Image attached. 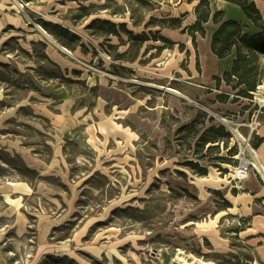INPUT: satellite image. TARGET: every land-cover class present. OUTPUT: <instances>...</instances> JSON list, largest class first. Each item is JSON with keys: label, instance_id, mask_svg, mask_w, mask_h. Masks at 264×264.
<instances>
[{"label": "rangeland", "instance_id": "rangeland-1", "mask_svg": "<svg viewBox=\"0 0 264 264\" xmlns=\"http://www.w3.org/2000/svg\"><path fill=\"white\" fill-rule=\"evenodd\" d=\"M24 1L0 0V264H262L237 236L219 252L199 230L252 158L259 106L192 92L198 34L196 51L182 28L156 40L196 0ZM210 126L229 136L198 144ZM14 182L31 188L17 203Z\"/></svg>", "mask_w": 264, "mask_h": 264}, {"label": "crops", "instance_id": "crops-1", "mask_svg": "<svg viewBox=\"0 0 264 264\" xmlns=\"http://www.w3.org/2000/svg\"><path fill=\"white\" fill-rule=\"evenodd\" d=\"M209 1L212 10L211 19L204 24L206 30L205 36L198 34V51L195 50V55L199 54L198 57L201 65V72L199 70H196L197 72H195L191 68V78L192 83L194 84L191 90L197 95H208L210 99L214 101L216 100V107L220 109L237 111V108H234L231 105V102L225 104L217 100L218 93L216 89L218 88L214 77L222 76L225 71L231 70L233 61L236 57V51L234 49L228 57L223 59L218 58L213 53L211 49L212 37L219 27V24L213 21V15L217 11H223L225 20L233 19L238 21L243 27L244 32L250 34L258 33L260 29L246 16L240 6L226 0ZM255 1L264 17V0ZM197 4L198 0L194 2L192 1L187 9V13H190V26L193 25L197 19L195 14ZM171 30L174 29H167L164 36L171 38L169 36L170 32H172ZM189 36V38L185 39V42H188L189 39L192 38L191 35ZM188 49L192 52L190 46H188ZM206 89L214 90V92L206 94ZM220 89L222 92L230 94L231 97L235 94L232 87L225 82H222ZM3 96L4 93L0 90V101ZM254 98L257 105H259L260 102H264V80L258 87L257 92H255ZM245 103L247 104V102ZM245 103H243V105ZM250 115L251 113H249L248 116L250 117ZM252 115L258 118L261 122V125L257 130V135L259 136L258 138L263 139V141L258 147H255V150L257 160L264 165V107L261 109L258 107L252 112ZM232 171L230 172V177H233ZM24 183L25 182H22L18 185L12 183V186H14L13 192L15 194H21L19 198L13 199L10 193H6L5 196L9 195L10 199L17 203L22 195L29 194V190H31L29 185L25 183L28 185V189ZM220 184L222 186L221 190H217V196H220V207L217 208V212H215L216 207L214 205V198L216 195L212 196L214 198H211L210 209L214 211V218L202 223L199 230L202 228L201 233L210 240L215 250L219 252H227L231 250V238L234 235L237 236L241 241L247 243V246L252 251L256 260L264 264V181L261 179L259 173L253 169L248 176L241 181V188H237L235 185L224 186L222 182ZM219 224H222V227L227 225L230 227L231 225L239 226L241 224V229L237 230L236 227H232L230 229L231 231L227 232L230 236H224ZM4 258V253L0 250V261Z\"/></svg>", "mask_w": 264, "mask_h": 264}, {"label": "trees", "instance_id": "trees-1", "mask_svg": "<svg viewBox=\"0 0 264 264\" xmlns=\"http://www.w3.org/2000/svg\"><path fill=\"white\" fill-rule=\"evenodd\" d=\"M226 1L240 6L246 16L260 29L258 33L250 34L244 32L243 27L238 21L233 19L225 20L223 11H217L213 15V21L219 24V27L212 37L211 49L213 53L218 58L223 59L228 57L234 49L236 51V57L233 61L231 70L225 71L222 76H215L214 79L216 80L218 89H220L222 82L231 86L232 89L236 91V95L232 98V102H237L241 97L253 98L255 91H257L264 80V65L262 63L264 60V17L255 0ZM195 14L197 19L191 26L183 27L182 22L187 15L186 13L180 17L163 18L161 20L163 23L162 26L172 29L182 28L183 33H188L192 36L193 41H196L197 34L201 36H205L206 34L204 24L211 19L212 15L210 1L198 0ZM96 22L106 23L113 27L106 30L107 34L117 33L116 26L110 24L107 20L97 19L95 20V23ZM135 39L144 42L149 38L144 35H135ZM156 40H163L165 43L163 47H166L167 43L171 42L170 38L166 36H160L158 39L156 38ZM197 64L199 65V62ZM230 98L231 95L224 92L217 96V100L223 103H227ZM211 132L215 133V135L211 136ZM220 136L228 137L229 133L225 132L224 128L221 126H210L203 130L197 142L198 144L216 143ZM262 141L263 139L258 138L255 147H258ZM218 146L219 145H217V147ZM217 159L221 162H233L225 157H219ZM234 162L236 163V161ZM191 165L200 175L208 174V168L202 166L199 162L191 161Z\"/></svg>", "mask_w": 264, "mask_h": 264}, {"label": "built area", "instance_id": "built-area-1", "mask_svg": "<svg viewBox=\"0 0 264 264\" xmlns=\"http://www.w3.org/2000/svg\"><path fill=\"white\" fill-rule=\"evenodd\" d=\"M22 8L26 7L27 3L24 0H15ZM236 95V93L234 94ZM243 98V97H241ZM249 103L255 102V99L253 98H244ZM259 109L264 107V102L259 103ZM261 125V122L258 118L254 117L253 123L250 124L251 127V133L255 132L258 130L259 126ZM243 140H246L245 137L242 136L240 132H238ZM251 151L253 152L252 158H249L245 155H240L238 158L239 164L234 167L233 169V179L235 181V187L241 188V181L248 176V174L251 172V170L255 169L261 179L264 181V165L261 164L256 157V150L254 147H250Z\"/></svg>", "mask_w": 264, "mask_h": 264}, {"label": "bare ground", "instance_id": "bare-ground-1", "mask_svg": "<svg viewBox=\"0 0 264 264\" xmlns=\"http://www.w3.org/2000/svg\"><path fill=\"white\" fill-rule=\"evenodd\" d=\"M192 42H193V41H191V39H189V43H190L191 47H193ZM193 49H194V47H193ZM194 50H195V49H194ZM193 61H194V60H193ZM193 67H194V62H193ZM194 71L197 72L196 70H194ZM33 78L36 80L37 83H39V84L43 87V89H44L45 91H48V92H50V91H54L55 93L60 91V90H54L52 87H48V86L43 85L42 83L39 82V80L36 78L35 75H33ZM62 94H63V95H66L67 92H63ZM235 130H236V132L238 133V130H237V129H235ZM238 135L241 136L239 133H238ZM19 183H22V182H14L13 184L18 185ZM24 184H25V183H24ZM25 185H26V188H27L28 185H27V184H25ZM28 189H29V187H28ZM6 197H7V199H10L9 195H7Z\"/></svg>", "mask_w": 264, "mask_h": 264}, {"label": "water", "instance_id": "water-1", "mask_svg": "<svg viewBox=\"0 0 264 264\" xmlns=\"http://www.w3.org/2000/svg\"><path fill=\"white\" fill-rule=\"evenodd\" d=\"M173 264H176V263H173ZM249 264V263H248Z\"/></svg>", "mask_w": 264, "mask_h": 264}]
</instances>
